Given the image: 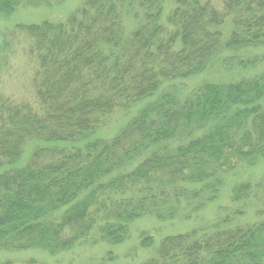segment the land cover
Here are the masks:
<instances>
[{
    "label": "trees",
    "instance_id": "16d2710c",
    "mask_svg": "<svg viewBox=\"0 0 264 264\" xmlns=\"http://www.w3.org/2000/svg\"><path fill=\"white\" fill-rule=\"evenodd\" d=\"M61 2L0 0V15ZM172 2L165 19L163 0H84L62 21L16 26L36 65V104L0 94V250L69 251L93 232L121 244L140 217L182 205L199 212L218 196L220 175L232 160L264 155V71L204 82L181 103L161 93L115 139L87 143L110 112L127 110L168 80L206 70L220 42L234 49L264 34V0H221L220 9L210 1ZM124 14L137 25L123 35ZM228 17L233 26L224 39L219 30ZM6 48L0 43V63ZM247 95L258 103H245L248 125L218 119ZM32 139L45 146L13 168ZM248 194L249 184H240L232 200ZM263 247L264 219L235 224L226 216L208 231L165 237L157 258L141 264H264Z\"/></svg>",
    "mask_w": 264,
    "mask_h": 264
},
{
    "label": "rangeland",
    "instance_id": "374dc122",
    "mask_svg": "<svg viewBox=\"0 0 264 264\" xmlns=\"http://www.w3.org/2000/svg\"><path fill=\"white\" fill-rule=\"evenodd\" d=\"M83 1L62 0L61 3L55 5L20 6L15 8L9 16L0 15V43L7 44L2 55L4 61L0 63L1 95H9L15 100H28L33 105L36 104L33 86L36 65L33 63L32 53L28 51V40L23 33L14 30L16 26L39 23L43 20L62 21ZM172 1L163 0L164 11L161 19H165V15L173 9ZM200 1L202 3L210 1L217 9L222 8L221 0ZM129 15L136 18L132 14ZM129 15H123V35L131 32L137 25V21L130 18ZM232 26V21L229 17L226 18L219 30L222 38L229 37ZM252 44L228 49L222 47L220 42V46H217L211 58L209 57L206 70L194 77L168 80L164 85L158 86L159 89L156 93H149L138 99L127 110L110 112L108 116L104 117L99 127L94 128L88 134L87 143H94V141L104 143L115 139L118 134H122L123 128L126 127L130 119L141 113L147 105L155 103L158 96L161 97L159 95L161 93L172 96L178 103H181L202 87L204 82L229 83L260 74L264 71V34L258 35ZM238 60H241V65ZM248 90H252V88ZM240 98L239 103L229 108V115L219 116L218 119H223L231 127L241 124L248 125L251 118L247 116L252 112L248 104L245 103L247 101L256 103L254 101L257 97L247 95ZM261 101L262 99H259V102ZM261 103L263 107L264 100ZM213 117L214 114L211 118ZM232 123L237 124L233 125ZM208 124L209 122L205 126ZM213 128L208 126L206 130ZM54 143H57L58 146L61 145L59 142L51 144ZM176 143L177 138H174L168 142V145L174 147ZM40 146H45V143L34 139L27 140L21 156L13 168L22 167L28 161L31 152ZM123 162L126 166L131 163ZM231 164L232 167L226 168L225 172L220 175L222 183L217 193L218 196L204 204L197 213L189 212L191 205H182L170 214L157 212L156 215L140 217L130 224L126 239L118 245L109 244L98 236L97 232H93L88 238L89 241L83 242L69 251L50 252L47 249L31 247L12 251L0 250V264H96L101 260L106 261L105 264H141L149 258H157L158 248L167 236L186 234L194 230L198 233L208 231L217 219L226 216L231 217L235 224L262 221L264 219V155L256 157L254 160L234 159ZM2 169L0 168V170ZM244 183L249 184L248 196L234 202L232 200L233 189ZM243 205L244 209H242ZM239 211L240 214L234 215ZM142 234L150 238V241L144 244ZM260 251H264V247Z\"/></svg>",
    "mask_w": 264,
    "mask_h": 264
}]
</instances>
